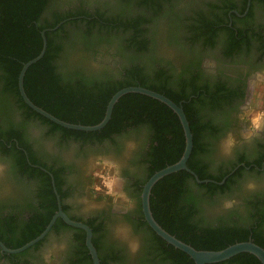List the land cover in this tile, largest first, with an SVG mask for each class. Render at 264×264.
Returning <instances> with one entry per match:
<instances>
[{
  "label": "trees",
  "instance_id": "obj_1",
  "mask_svg": "<svg viewBox=\"0 0 264 264\" xmlns=\"http://www.w3.org/2000/svg\"><path fill=\"white\" fill-rule=\"evenodd\" d=\"M64 1L54 0L51 5H47V0H0V110L6 118L16 111L22 124L31 122L33 127L35 121L42 135L54 137V142L59 145H68L69 141L78 144V149L84 145H88L89 149L98 145V150L103 149L104 154L109 153L108 147H112L114 157H121L123 153L119 145L128 141L129 150L124 153L130 154L127 162L130 165L140 164L142 174L133 180V189L128 195L132 197L133 217L122 216L119 222H126L128 233L139 235V247L133 254L118 249L110 254V258L121 264H194L186 253L166 243L149 228L143 220L139 202V192L145 180L156 170L180 157L183 149L182 129L177 116L169 107L135 92L121 95L113 104L107 122L95 131L69 129L31 110L18 93L17 74L23 62L38 54L41 48L40 31L43 29L44 52L27 66L22 77V87L27 98L54 117L81 125H92L100 121L110 96L126 86L153 90L179 104L191 132L192 144L186 167L197 179L208 181L197 183L183 169L158 179L152 185L148 197L153 219L166 232L197 250H218L246 240H251L264 250L263 209L251 211L247 224L239 222L233 216V211H216L217 203L213 195L223 190L231 176L242 168L237 167L231 173L224 172L219 176H211L204 171L202 155L207 149L200 140L212 135L215 127L204 119L205 115L200 111L217 107L216 97L207 100L209 91L197 90L191 77H171L158 64H153L152 60L142 64L135 61L146 47L144 40L135 38L143 33V23L160 16L168 32L182 26L189 34L187 41H194L203 36L209 21L172 11L170 0H117L118 8L112 10L111 5H108L105 11L89 6L87 8L81 3L64 8ZM164 1H167L166 6ZM132 5L140 12L131 13L128 8ZM44 11H49L48 17L42 16ZM57 23L59 25L55 29L47 30ZM120 32L127 33V37L116 38ZM116 53L122 59L117 70L118 79L114 77L111 68L95 60L97 55L113 56ZM5 142L15 147L14 140L6 137ZM18 143L21 144L20 141ZM1 146L7 150L3 142ZM16 165L25 169L28 177H38L41 182L34 203L26 204L27 214L23 218L16 222L9 216H0V241L8 248L19 247L38 235L56 210L51 178L59 202L64 196L59 188L56 171H44L46 166L31 155L26 158L20 154ZM61 210L65 211L62 204ZM68 217L90 228L91 243L98 264H105L109 255L104 252L98 237L104 234L105 229L111 228L112 220L104 216L100 219L86 217L84 220ZM60 227L77 231L69 264H91L84 246V232L68 226L60 218L55 219L43 238L16 256L36 248L49 232ZM208 264L260 262L253 255L241 252L223 261Z\"/></svg>",
  "mask_w": 264,
  "mask_h": 264
},
{
  "label": "flooded vegetation",
  "instance_id": "obj_2",
  "mask_svg": "<svg viewBox=\"0 0 264 264\" xmlns=\"http://www.w3.org/2000/svg\"><path fill=\"white\" fill-rule=\"evenodd\" d=\"M53 2L54 0H47V5ZM116 2L117 0H65L62 6L69 8L81 3L87 8L89 6L105 11L108 5H111L112 10L118 8ZM170 2L172 11L207 19L209 27L202 33L201 38L187 41L186 37L189 34L182 26L168 32L162 25L160 16L147 21L141 25L145 28L143 33L135 36L137 40H144L146 44L135 61L142 64L152 60L153 64H158L165 70V74L171 77L176 75L191 77L197 90L209 91L210 97L207 96V100L216 97L217 107L200 111L205 115L204 119L215 127L212 135L200 140L207 149L202 155L205 166L203 168L207 174L219 176L242 167L231 176L226 187L213 196L217 203L216 211L217 209L223 213L233 211V216L239 222L247 224L251 211L263 209L264 215V130L253 137L251 142L244 141L241 134L247 131L248 124L246 120L240 118L242 115L251 116L259 110H251V107L264 109V84L257 87V81L264 82V0H170ZM164 5H167V1H164ZM128 9L131 13L140 12L133 5ZM48 13L49 11H44L42 16L48 17ZM122 36L126 38L127 33L120 32L116 38ZM204 42L207 44H203ZM95 60L106 64L113 70L114 77L119 78L117 70L122 62L119 54L97 55ZM30 123H20L16 111L11 117L6 118L0 110V165L4 169L0 173L1 218L9 216L18 222L27 214L26 204L35 201V193L41 181L38 177H28V172L16 165L17 156L23 154L28 158L31 155L46 166L44 171L49 169L56 171L59 188L64 193L59 202L60 209L61 204L64 205L67 216L78 220H84L86 217L100 219L104 216L112 220L111 228L105 229L104 234L102 236L100 234L98 239L104 252L109 255L105 264H121L112 260L110 254L117 252L118 249H123L129 254L135 253L131 250L130 243L137 242L139 237L137 233L127 232L125 221L119 222L122 216L133 217L131 214L133 203L130 200L132 197L128 195L133 189V180L142 174L140 164L130 165L127 162L130 154L124 153L129 150L128 141L119 145L123 156L114 157L112 147H108L109 153L104 154L103 149L98 150V145H93L90 149L88 145L78 149V144L72 141H69L68 145H59L54 142V137L43 136L41 128L35 121L33 127ZM229 134L235 138L236 145L230 155H225L222 145ZM6 137L15 141V147L6 144ZM19 141L22 145L18 143ZM1 142L6 145L7 150L2 148ZM97 159L111 162L109 172L113 176L112 179L117 180L115 187L118 190L115 191H122L127 197L126 201L124 199L114 201L112 196L106 195L105 191L94 185L96 176L93 165ZM249 182L255 183L254 191L247 188ZM98 196L102 197L94 199ZM233 200L235 203L231 207H224L225 201ZM76 232L60 227L49 232L36 248L17 256L16 254L21 251L9 253L0 249V264H45L44 254L53 246L55 251L51 256V264H69Z\"/></svg>",
  "mask_w": 264,
  "mask_h": 264
},
{
  "label": "water",
  "instance_id": "obj_3",
  "mask_svg": "<svg viewBox=\"0 0 264 264\" xmlns=\"http://www.w3.org/2000/svg\"><path fill=\"white\" fill-rule=\"evenodd\" d=\"M248 5V1H247ZM59 23H57L55 26L52 28H48L47 30H52L55 29ZM45 29L40 31V37H41V48L38 52V54L31 59L27 60L26 62H23L21 64V67L18 71L17 74V90L18 93L22 99V101L33 111L36 113L42 115L43 117L47 118L51 122L58 124L60 126L69 128V129H76V130H82V131H95L100 129L109 119L111 109L113 104L116 102V100L123 94L127 92H135V93H140L143 95H146L148 97H151L153 99L158 100L159 102L165 104L167 107H169L172 112L177 116V119L180 123L182 133H183V149L181 152L180 157L173 163L168 164L155 172H153L146 180L145 182L141 185V189L139 192V202H140V210L142 213L143 220L146 222V224L149 226V228L161 239H163L166 243L172 245L174 248L181 250L182 252L186 253L192 260L194 264H208V263H215L219 261H223L225 259L230 258L231 256L241 253V252H247L251 255H253L259 262L260 264H264V250L253 243L251 240H246V241H239V242H234L232 244H229L225 246L224 248L218 249V250H197L191 247L190 245L180 241L179 239L175 238L173 235L169 234L166 232L163 228H161L157 222L153 219L151 212L149 210V203H148V197L150 193V189L152 185L161 177L175 172L177 170H185L188 173H190L193 177V179L199 183V182H206L208 181L207 179L199 180L197 177L194 175V173L189 170L186 167V159L190 153L191 150V132L188 127V123L185 119V116L183 114V111L181 109V106L179 104H175L172 102L170 99L165 97L164 95L157 93L153 90L141 87V86H126L118 89L115 91L108 101L106 102L104 113L100 121H98L95 124L92 125H81V124H74V123H68L65 121H62L50 113L44 111L40 107L36 106L33 104L25 95L23 87H22V77L25 69L27 68L28 65L31 63L35 62L37 59L41 57V55L44 52L45 49V38H44V32ZM223 178L218 182L219 184L222 183ZM51 185L53 192L55 194L56 198V211L51 215L49 221L46 223L44 226L43 230L30 239L29 241L25 242L19 247L16 248H7L5 247L1 242H0V249L9 253H15V252H20L29 246L33 245L37 241H39L43 236L49 231L50 227L54 223L56 218H60L65 224L68 226L74 227V228H79L84 232V246L89 254L91 264H98V258L96 256L95 249L91 243V230L90 228L84 224L81 221L73 220L70 219L61 209H60V204H59V199L56 194V191L53 186V180L51 178Z\"/></svg>",
  "mask_w": 264,
  "mask_h": 264
},
{
  "label": "clouds",
  "instance_id": "obj_4",
  "mask_svg": "<svg viewBox=\"0 0 264 264\" xmlns=\"http://www.w3.org/2000/svg\"><path fill=\"white\" fill-rule=\"evenodd\" d=\"M264 82L262 81H257V87H260ZM242 120H246L248 124V129L247 131L243 132L242 139L247 142H251L253 137L257 136L260 131L264 130V112H255L251 116H241L240 117ZM236 145V140L235 138L229 134L225 141L223 142L222 149L224 151L225 155H230L231 150L235 147ZM4 171L3 166L0 165V173ZM117 183L116 178H113L111 180H105L104 186L107 189V192L105 193L108 196H112L114 201L116 199H127L126 195L122 191H115V184ZM247 188L250 191H254L256 188L255 183L249 182L247 185ZM99 190V189H98ZM235 201H225L224 207L229 208L234 204ZM119 232V229H118ZM62 247V245H61ZM138 243L137 242H131L130 243V248L133 252L138 250ZM55 251V246L53 248L48 249L45 254H44V261L45 264H51V256L53 252Z\"/></svg>",
  "mask_w": 264,
  "mask_h": 264
},
{
  "label": "rangeland",
  "instance_id": "obj_5",
  "mask_svg": "<svg viewBox=\"0 0 264 264\" xmlns=\"http://www.w3.org/2000/svg\"><path fill=\"white\" fill-rule=\"evenodd\" d=\"M252 109H259L256 112H264V109H262L261 107H251ZM98 160V159H97ZM111 171V162L108 160H98L96 163H94L93 165V172L94 175L96 176V181L94 183V185H96V187H98L99 189H102L103 191L107 192V189L104 186V182L105 180H111L113 176H111L110 172ZM115 190H118L117 187H115ZM125 201L127 199H124Z\"/></svg>",
  "mask_w": 264,
  "mask_h": 264
}]
</instances>
